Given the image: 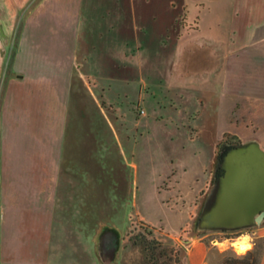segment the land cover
Wrapping results in <instances>:
<instances>
[{
	"label": "rangeland",
	"instance_id": "1",
	"mask_svg": "<svg viewBox=\"0 0 264 264\" xmlns=\"http://www.w3.org/2000/svg\"><path fill=\"white\" fill-rule=\"evenodd\" d=\"M38 1L18 11L11 41L0 34V163L15 39ZM235 1L83 0L47 264H181L197 240L205 264L241 255L217 243L238 232L196 229L217 166L212 92Z\"/></svg>",
	"mask_w": 264,
	"mask_h": 264
},
{
	"label": "crops",
	"instance_id": "2",
	"mask_svg": "<svg viewBox=\"0 0 264 264\" xmlns=\"http://www.w3.org/2000/svg\"><path fill=\"white\" fill-rule=\"evenodd\" d=\"M26 1L0 0V34L9 41ZM231 8L212 92L215 161L224 134L239 144L223 155L219 176L213 178L216 165L209 171L196 229L238 232L217 241L235 252L245 234L249 244L251 235L261 238L259 264H264V215L257 220L264 212V0H237ZM83 9V0H39L19 26L1 110L9 114V129L2 136L0 163V264L48 263L70 76L87 24ZM198 31V26L187 30ZM205 254V244L194 241L181 264H205Z\"/></svg>",
	"mask_w": 264,
	"mask_h": 264
},
{
	"label": "trees",
	"instance_id": "3",
	"mask_svg": "<svg viewBox=\"0 0 264 264\" xmlns=\"http://www.w3.org/2000/svg\"><path fill=\"white\" fill-rule=\"evenodd\" d=\"M227 136H228L227 134L223 135V137H227ZM229 138L233 139L232 143H229L227 138H225L223 141L217 144V149H218L216 153L217 166L213 173V178H216L221 174L219 163L225 152L231 148H234L239 144V140L236 137L229 135ZM260 251L261 248L258 249L252 247L251 249H247L243 254L239 256L222 258L216 264H259Z\"/></svg>",
	"mask_w": 264,
	"mask_h": 264
},
{
	"label": "clouds",
	"instance_id": "4",
	"mask_svg": "<svg viewBox=\"0 0 264 264\" xmlns=\"http://www.w3.org/2000/svg\"><path fill=\"white\" fill-rule=\"evenodd\" d=\"M250 239L251 238L247 234H245L243 237L239 238V242L236 245H234V247L236 248L238 253H243L245 250L251 248V244L246 243Z\"/></svg>",
	"mask_w": 264,
	"mask_h": 264
},
{
	"label": "water",
	"instance_id": "5",
	"mask_svg": "<svg viewBox=\"0 0 264 264\" xmlns=\"http://www.w3.org/2000/svg\"><path fill=\"white\" fill-rule=\"evenodd\" d=\"M264 215V212L262 211V212H260L259 214H258V216H257V220H260L261 219V217Z\"/></svg>",
	"mask_w": 264,
	"mask_h": 264
},
{
	"label": "built area",
	"instance_id": "6",
	"mask_svg": "<svg viewBox=\"0 0 264 264\" xmlns=\"http://www.w3.org/2000/svg\"><path fill=\"white\" fill-rule=\"evenodd\" d=\"M140 112H142V110Z\"/></svg>",
	"mask_w": 264,
	"mask_h": 264
}]
</instances>
